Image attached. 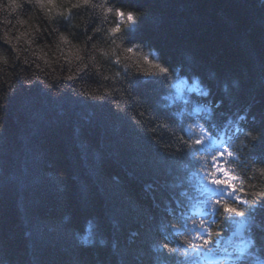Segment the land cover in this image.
Segmentation results:
<instances>
[{"label":"trees","instance_id":"trees-1","mask_svg":"<svg viewBox=\"0 0 264 264\" xmlns=\"http://www.w3.org/2000/svg\"><path fill=\"white\" fill-rule=\"evenodd\" d=\"M17 2L0 11V264H264V0H118L142 13L126 43L169 73L115 82L77 71L109 43L91 9ZM225 147L252 177L243 218H218L221 193L202 192Z\"/></svg>","mask_w":264,"mask_h":264},{"label":"clouds","instance_id":"clouds-1","mask_svg":"<svg viewBox=\"0 0 264 264\" xmlns=\"http://www.w3.org/2000/svg\"><path fill=\"white\" fill-rule=\"evenodd\" d=\"M34 6L38 7L49 17L53 13L68 17L72 9L84 6L91 9L96 17L104 22L102 26L98 25L95 28V32L102 33L104 39L109 42L108 45L98 46L96 43H93L92 49L94 53L89 56L87 63L77 68L78 72L88 69L91 66V70L95 71L103 80H113V82L121 78L124 72L128 71L146 77L166 75L169 73V66L163 63L162 58L154 48L147 44L126 43L127 33L140 22L142 17V13L135 8L124 7L118 3V0H63V3L60 4L57 3V0H34ZM20 7L21 5L17 0H7L6 4L0 2V11L8 15L15 13ZM5 22H9L7 16H5ZM120 34L124 36L123 40L118 39V35ZM59 39L65 44L68 43V39L63 34L60 35ZM83 59V56H76L77 61H82ZM69 78L71 79L72 77ZM105 91L107 92L108 90ZM251 108L252 105L247 104L244 108L245 115L251 111ZM245 115H241L239 119L244 120ZM252 119L254 120L255 117L253 116ZM3 131L4 128L0 125V134ZM205 141L206 135H201L189 144V148H196V146L203 145ZM225 154L230 158L227 160V167H225L224 162H218L221 161V158ZM201 159L204 158L201 157ZM239 159V156L227 147L223 148L222 152H216L207 157V173L204 175V180L209 186L208 190L221 193L219 198H211L209 205L212 210L219 209L217 217L223 216L224 220L229 217L243 218L246 215V209L249 205V201L242 197H247L248 185L252 177L243 173L241 165L238 163ZM257 171L260 176L264 177V166H259ZM253 195L261 197L259 191ZM239 205H245L246 207L242 209ZM65 220H67V217H65ZM193 223H196V221H193ZM205 223L206 221L200 220L197 226L202 228ZM171 227L174 231L179 232L177 224L173 223ZM211 234V231H209V236ZM25 235L27 236L28 233ZM132 235L135 236L136 233ZM196 239H199V237L193 236L191 239L185 237L182 243L187 244L193 249L203 247L201 244L193 243ZM82 243L89 242L82 241ZM207 244L208 241H204V246ZM158 247L169 254L177 251L176 247H170L166 243L159 244ZM115 249L116 245L113 244V250Z\"/></svg>","mask_w":264,"mask_h":264},{"label":"snow or ice","instance_id":"snow-or-ice-1","mask_svg":"<svg viewBox=\"0 0 264 264\" xmlns=\"http://www.w3.org/2000/svg\"><path fill=\"white\" fill-rule=\"evenodd\" d=\"M208 191H209L208 188H204V189H202V192H208ZM243 228H244V224L241 223V224L237 227V231L239 232V231H241ZM211 235H212V234H211ZM208 237H210V236H209V233H208ZM208 237H204V236L199 237V239L202 240V244H201V245H202L203 247L208 246V245L212 242ZM204 241H208V244H207L206 246H204Z\"/></svg>","mask_w":264,"mask_h":264}]
</instances>
